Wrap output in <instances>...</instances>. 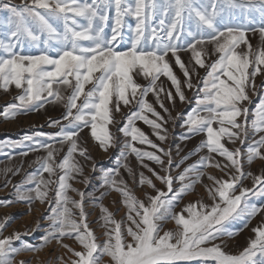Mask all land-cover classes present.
I'll list each match as a JSON object with an SVG mask.
<instances>
[{
  "label": "snow or ice",
  "instance_id": "obj_1",
  "mask_svg": "<svg viewBox=\"0 0 264 264\" xmlns=\"http://www.w3.org/2000/svg\"><path fill=\"white\" fill-rule=\"evenodd\" d=\"M257 3L264 14V0H208L207 4L200 0H164L162 4L156 0H134V3H128V0H26L22 5H14L12 0H0V10L9 13L5 21L7 33L0 38V89L8 91L14 85L22 90V94L14 98L15 103L5 106L3 117L12 119L18 114L39 110L49 102L62 103L66 109L63 117L66 123L51 121L60 130L49 139L60 145L68 143L67 154L56 163V146L42 143L38 137L43 136V133L36 138L26 136V141H33L30 151L45 149L47 155L38 158L40 170L27 178L32 187L22 190V186L14 185L16 200L26 202L29 211L37 200L48 204L50 225L43 238L44 244L52 239L62 243L64 237L74 238L82 246V251L62 244L77 258L71 264H99L103 255L109 256L112 264H185L197 259L202 264H264V226L253 229L256 238L238 255L227 254L219 244L211 243L225 234L224 221L239 216L250 219L264 212V208L247 202L246 194L253 189L241 188L238 195L231 194L245 176L240 159L242 153L239 148L229 150L222 142L224 137L232 143L239 140L244 144L247 140L249 109L244 106V102H250L249 89L256 92L255 77L261 73V65H264V47L253 53L246 36L247 29H222L218 17H221L223 6L251 8ZM113 6L115 26L111 36L107 37L104 23L109 19L108 10ZM158 12H162L166 18L171 16L170 22L166 25L165 20L161 19L159 31L156 28L149 29L147 21ZM128 15L136 19L134 36L126 50H118L115 45L118 37L123 39L122 21ZM77 17L85 23L78 24ZM50 21H62L63 30L59 31ZM259 31L264 41V27ZM182 37L191 39L182 43ZM53 42L58 46L55 55L48 51ZM41 44L44 48L38 55L25 54L23 51L25 46L39 48ZM241 44L246 45L248 51H239ZM208 45L212 46L211 54L217 56L210 64H206L203 58H210ZM182 49L190 51V63L194 62L192 67L182 61L179 55ZM169 54L175 58V64L185 78L184 84L189 89L194 87L193 75H199L196 66L207 70L206 76L195 85L198 92L196 107L187 113L184 125L188 130L186 139L191 135L206 133V139L200 147L207 148L209 155L200 157L175 178L170 171L160 175L154 169H149L166 185L167 192L157 189L156 196L146 194L148 204L137 199L125 181L115 180L119 169L105 170L104 184L121 194L122 203L127 208L128 223L122 229L124 222L116 221L113 214L101 205L105 239L98 243L87 222L84 193L68 182L75 178L73 174H83V167L75 161V154L85 160L91 159L88 150L79 143L80 133L83 128L89 127L91 136L102 150L107 151L117 143L109 128L114 122L113 113L119 112L121 105L127 107L135 101L137 110H130L126 123L118 129L125 138H131L130 141L125 140L124 148L135 153L141 163L146 157L161 165L163 170L165 162L161 155L141 151L132 142L148 144L168 157L167 168L170 169L173 163L171 152L154 144L135 124L141 120L151 126L153 134L161 142L167 140L166 121L151 103L138 98L137 93L139 91L143 98L151 92L159 106L168 112L162 94L173 104L176 97L170 89L166 90L157 83L163 75L171 81L179 100H186L181 81L169 63ZM134 73L150 78L149 85L142 87L136 83ZM87 85L91 87L86 89ZM65 92L70 94L65 95ZM146 112L156 119H150ZM214 123L218 127L214 128ZM251 126L254 132L264 131V99L257 106L256 119L252 120ZM261 149H264V135L248 146L249 163L256 158L264 160V151ZM212 154H218L228 163L221 165ZM121 159H127L126 151L121 152L118 164ZM209 166L221 170L235 169V174L227 173L229 179L208 176L214 182V186L208 188L214 200L211 210H206L207 205L195 202L185 205L181 212L174 213L175 204L183 194L194 190V184L205 174L200 169ZM123 167L132 175L127 163ZM57 169L62 174L53 180L51 177ZM9 171L12 170L5 169V173ZM43 173H48L49 179H45ZM189 173H195V179L185 183ZM174 179L179 180L181 185L169 196L173 193ZM253 180L254 189L259 186L256 194L264 195V175L255 176ZM84 182L88 183L87 177ZM139 184L155 188L153 181L143 173H140ZM52 185L56 187L53 189ZM69 189L77 192L80 199L70 197L67 194ZM49 191L54 192L53 199H49ZM11 203V200L0 201L3 206ZM69 204L79 210V219L75 218L76 214ZM198 205L205 210H196ZM184 213H187V218ZM169 218L175 221L177 229L161 234L160 222ZM7 223L8 218H5L4 223H0V231ZM15 237L18 239L19 233ZM12 239V236L0 239V264H12L11 255L22 250L11 248ZM209 244L211 246H206ZM30 249L31 246H28L25 250Z\"/></svg>",
  "mask_w": 264,
  "mask_h": 264
},
{
  "label": "rangeland",
  "instance_id": "obj_2",
  "mask_svg": "<svg viewBox=\"0 0 264 264\" xmlns=\"http://www.w3.org/2000/svg\"><path fill=\"white\" fill-rule=\"evenodd\" d=\"M25 2L26 0H12L14 5H22ZM27 2H30V0H27ZM78 2H83V0H78ZM156 2L162 4L164 0H156ZM200 2L207 4L208 0H200ZM128 3H134V0H128ZM223 9L221 17H218L219 26L222 29L224 27L245 28L247 29L246 36L252 47L253 53L264 47V41H262L259 31L261 27H264V14H262L258 3L251 8H229L223 6ZM8 15L9 13L6 10H0V38H3L7 33V25L5 21L7 20ZM108 16L109 19L104 23V31L105 35L110 37L112 28L115 26L114 6L108 10ZM171 18V16L166 18L163 16L162 12H158L154 18L147 21V25L149 29L156 28L157 31H159L161 27L160 20L164 19L165 24L167 25ZM76 20L78 24L85 23L82 18L77 17ZM50 22L53 23L54 27L59 31L63 30L62 21ZM135 24L136 19L134 16L128 15L123 18L121 29L123 39L121 40L118 37L115 45L118 50H126L130 46V39L134 36ZM190 39V37H182L181 42L185 43V41ZM149 43H151V41H149ZM43 48V44H41L39 48L25 46L23 51L25 54L38 55ZM207 48L210 53V58L207 56L203 58L205 59L206 64H210L213 60L217 59V56L211 54V45H208ZM48 51L49 54L55 55L58 51V46L53 42L48 48ZM239 51H248V48L246 45L241 44ZM179 55L186 65L192 67V63L194 62L190 63V51L182 49L179 52ZM168 60L172 65L175 75L181 81L182 90L184 91L186 100L181 102L178 96H176L175 88L171 84V81L163 75L160 76L157 83L161 84L166 90L170 89L173 96L176 97L175 103L173 104L162 94L164 105L170 112V116L168 114L165 116V124L169 125L166 127L167 140L161 142L153 134L151 126L145 124L143 121L137 120L135 124L150 140H152L154 144L159 145L160 148L165 149V151L171 152L173 163L170 169L167 168L168 157L148 144L132 142L135 147L141 151H151L156 152L157 155H161L165 162V168L163 170L161 165L146 157L143 158V163H141L135 153H131L130 149L126 150L124 148L125 140L127 139L130 141L131 138H125L123 133L118 129L123 127L126 123L129 111L137 110V104L135 101L127 107L121 105V110L113 113L114 122L109 125V128L114 134L117 143L115 146L108 148L107 151L100 148L98 142H96L91 136L89 127L83 128L80 133L79 143L82 147L88 150V155L91 159L85 160L83 157L75 154V161L79 162L83 167V174H73L75 178L70 179L68 182L73 188L84 193L83 205L84 211L87 214V222L98 238V243L105 239V236L103 235L105 229L102 227L104 223L102 218L104 213L101 211V205L113 214V218L116 221L124 222V224H122V229L128 223L126 216L127 208L122 203L123 198L121 194L109 185L104 184L103 173L105 170L119 169V175L114 176L115 180L125 181L131 193L137 199L148 204L149 201L146 194L156 196L157 189L167 192L166 185L157 179L149 169H154L155 172L160 175H165L170 171V174L175 178L179 173L183 172L186 167L196 163L200 157L209 155L207 148L200 147L201 142L206 139V133L202 132L191 135L190 138L186 139L185 136L188 135V130L184 125V119H186L187 113L190 112L192 108L196 107V97L198 92L195 85L199 83L200 79L206 76L207 70L206 68L196 66V72H198L199 75H193L194 87L189 89L184 84L185 78L179 66L175 64V58L169 54ZM261 68V73L257 74L255 77L256 92L249 89L248 94L250 96V102H244V106L249 109L247 140L244 144H241L239 140L232 143L228 141L227 137H224L222 142L229 150L239 148L242 153L240 159L245 176L240 182V186L231 194L238 195L241 188L253 189V191L246 194L247 202L252 206L264 208V195L256 194L259 191V186H256L254 189L253 180V177L255 176L264 175V160L256 158L251 163L247 160L248 146L251 145L254 140H258L260 136L264 135V131L254 132L251 126L252 120L256 119L257 106L259 105L260 100L264 99V65H261ZM251 70L250 67L249 71ZM133 78L135 82L142 87H147L149 85L150 78H144L142 75H137L135 73L133 74ZM90 87L91 85H87L86 89ZM20 94H22V90L17 89L14 85L10 86L8 91L0 89V201H13V203L7 206L0 205V223H4L5 218H8V223L4 229L0 231V239L12 236L11 248L22 249L11 255L12 264H21V262H23V264H71V261L77 258L72 252L68 251L67 248L63 247L62 244L69 245L76 251H82V246L72 237H69L70 240L67 239V237H64L62 243L57 242L56 239H52L49 243L44 244L43 238L49 231L50 223L47 224L45 223L46 221L44 222L41 219L49 216L48 204H42L37 200L31 205V211H29L28 204L23 205L21 201L16 200L17 190L14 188V185L22 186V190L32 187L33 185L27 181V178L29 175L40 170L38 158H43L47 155L45 149L30 151L29 149L33 145V141H26L24 139L26 136L36 138L38 137V134L43 133V136L38 137L40 141L42 143L55 144L56 146V163H59L67 154V149L69 147L68 143L60 145L49 139V137L54 136L60 130L59 126L51 123V121H61V123H66V121L63 120L66 109L62 103L49 102L39 110L18 114L12 119H5L3 117V109L6 105L15 103L16 101L14 98ZM67 94H70V92H65V95ZM137 97L140 99H146L164 118L166 112L159 106L155 95L149 92L146 97L141 98L138 91ZM145 114L150 119H156L151 113L146 112ZM240 119L242 121L243 117ZM213 127H218V125L214 123ZM122 151L127 152V159H121L118 164L117 160L121 157ZM261 151H264V149H261ZM23 153H27V155H23ZM212 156L216 161H219L221 165L228 163L225 158L220 157L218 154H212ZM184 157H187V159H183ZM124 163H127L132 169V175H129L128 171L123 167ZM143 165H147V167H144ZM177 165H179V167H177ZM5 169H11L12 171L5 173ZM200 171L205 174L200 178L199 182L194 184V190L183 194L175 204V207L172 210L174 213L181 212L185 205L195 202L207 205L208 207L206 210L210 211L214 204V200L210 196L208 188L213 187L214 182L210 180L208 176L212 175L217 179L224 180L229 179L227 173L230 172L235 174V169L228 168L221 170L215 166L205 167L200 169ZM140 173H143L144 176L150 178L153 181L155 188L147 184L140 185ZM248 173H251L252 175H248ZM61 174V171L57 169L56 174L52 176L51 179L56 180ZM43 176L45 179H49L48 173H43ZM85 177L88 178V183L84 182ZM191 179H195V173H189V179H186L185 183H188ZM180 185L181 182L174 179L172 185L173 193H170L169 196L173 195L180 188ZM51 187L54 189L56 185H52ZM67 194L75 200L80 199L78 193L71 189L68 190ZM53 197L54 192L49 191V199H53ZM218 200L219 198L217 197V201ZM69 207L72 208L73 213L76 214L75 218L79 219V210L71 204H69ZM196 210L204 211L205 209H200L198 205ZM184 214L187 218V213ZM160 224L161 234H163V231L177 229L175 221L170 218L161 221ZM223 224L225 234L211 243L219 244L227 254L238 255L244 248L249 246L252 239L256 238V233L253 229L264 226V212L258 213L250 219L246 216L230 218L229 220L224 221ZM16 233H19L18 239L15 237ZM41 245H43V247H41ZM28 246H31V249L25 250L28 249ZM206 246H211V244ZM99 264H112L111 258L107 255H103L100 258ZM185 264H202V262L197 259L191 262H185ZM209 264H211V262H209Z\"/></svg>",
  "mask_w": 264,
  "mask_h": 264
},
{
  "label": "crops",
  "instance_id": "obj_3",
  "mask_svg": "<svg viewBox=\"0 0 264 264\" xmlns=\"http://www.w3.org/2000/svg\"><path fill=\"white\" fill-rule=\"evenodd\" d=\"M167 114L170 116V112L168 111V112H166V114H164V121H165V116H166ZM136 122H137V121H136ZM168 126H169L168 124H164V127H165V128L168 127ZM22 204H23V205H27L26 202H22ZM23 217H24V216H23ZM43 218H44V217H43ZM41 220L44 221V222L46 221L45 223H47V224L50 223V220L48 219V216L45 217L44 219H41ZM20 223H21V222H20ZM12 229H13V228H12ZM12 229H11V230H12ZM22 229H23V228H22ZM20 230H21V229H20ZM67 239L70 240L69 237H67ZM48 246H49V245H48Z\"/></svg>",
  "mask_w": 264,
  "mask_h": 264
}]
</instances>
